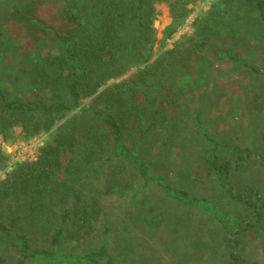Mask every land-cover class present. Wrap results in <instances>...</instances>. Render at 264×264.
<instances>
[{"label": "trees", "instance_id": "trees-1", "mask_svg": "<svg viewBox=\"0 0 264 264\" xmlns=\"http://www.w3.org/2000/svg\"><path fill=\"white\" fill-rule=\"evenodd\" d=\"M56 1L63 4L68 24L63 32H50L60 52L34 57L27 71L30 82L48 98L14 99L0 82V133L19 124L26 139L39 129L38 124L28 127L36 114H48L43 125L48 130L54 114L79 109L84 96L96 95L89 107L80 109L79 122L66 119L36 160L16 163L0 181V246L17 257L5 264H123L109 250L110 226L101 224L97 192L121 196L138 182L210 216L225 230L226 264H248L237 252L234 236L239 231L264 230V197L235 191L230 176L240 167L239 159L234 164L222 159V145L205 135L213 146L205 154L203 171L214 176L220 192L250 211L252 221L246 226H236L212 201L171 186L138 153L164 101L161 85L167 79L171 84L178 74V87L187 93L192 75L188 58L177 59L171 52L157 58L152 69L146 65L155 42L154 3L169 7L171 23L162 31L164 41L184 21L186 6L195 0ZM249 2L264 21V1ZM138 65L145 70L136 72L132 83L105 85ZM172 68L184 72L171 80ZM165 131L164 138L169 133ZM7 157L0 145V167ZM101 167L102 182L96 188L92 178ZM141 219L147 231L144 225L151 227L153 222L143 213Z\"/></svg>", "mask_w": 264, "mask_h": 264}, {"label": "rangeland", "instance_id": "rangeland-1", "mask_svg": "<svg viewBox=\"0 0 264 264\" xmlns=\"http://www.w3.org/2000/svg\"><path fill=\"white\" fill-rule=\"evenodd\" d=\"M62 7L56 0H0V82L14 99L48 98L47 92L30 82L27 71L34 57L60 52L50 32H63L68 26ZM154 9L155 42L146 65L152 69L157 58L171 52L177 59L188 58L192 75L189 92H182L177 73L184 70L171 69L169 79L177 74L175 81L170 84L167 79L161 85L160 100L164 101L138 153L171 186L212 201L236 226H246L252 221L250 211L220 192L214 176L203 171L205 154L213 146L205 135L222 145V159L232 164L239 159L240 167L230 176L235 191L264 197V21L249 0H195L186 6L184 21L162 41V31L171 23L169 7L156 2ZM143 70V65L131 67L105 85L130 84L131 77ZM95 95L84 96L79 109L54 114L48 130L43 126L48 114H36L28 127L38 124L39 129L26 139L22 138L26 130L19 124L1 132L0 145L8 157L0 167V181L14 168L9 158L15 148L30 142L45 145L66 119L79 122L80 109L89 107ZM164 130L169 132L165 138L161 136ZM102 170L93 175L96 188L102 182ZM97 198L101 224L110 226L109 250L119 262L227 263L222 226L207 214L162 195L154 186L138 182L124 195L97 192ZM142 213L153 222L152 231L147 225V231L142 229ZM234 241L246 263L264 264V230L239 231ZM15 258L11 249L0 246V264Z\"/></svg>", "mask_w": 264, "mask_h": 264}, {"label": "built area", "instance_id": "built-area-1", "mask_svg": "<svg viewBox=\"0 0 264 264\" xmlns=\"http://www.w3.org/2000/svg\"><path fill=\"white\" fill-rule=\"evenodd\" d=\"M43 144H36L34 142H30L29 144H25L15 148L11 152L10 156V165H15L16 163H21L25 161H34L39 155V150Z\"/></svg>", "mask_w": 264, "mask_h": 264}]
</instances>
